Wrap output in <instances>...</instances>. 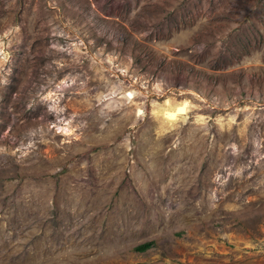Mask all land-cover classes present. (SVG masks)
<instances>
[{
  "label": "rangeland",
  "instance_id": "obj_1",
  "mask_svg": "<svg viewBox=\"0 0 264 264\" xmlns=\"http://www.w3.org/2000/svg\"><path fill=\"white\" fill-rule=\"evenodd\" d=\"M0 264H264V0H0Z\"/></svg>",
  "mask_w": 264,
  "mask_h": 264
},
{
  "label": "trees",
  "instance_id": "obj_2",
  "mask_svg": "<svg viewBox=\"0 0 264 264\" xmlns=\"http://www.w3.org/2000/svg\"><path fill=\"white\" fill-rule=\"evenodd\" d=\"M150 245H151L150 243H145L140 246H137L136 249L139 251H145L150 247Z\"/></svg>",
  "mask_w": 264,
  "mask_h": 264
},
{
  "label": "bare ground",
  "instance_id": "obj_3",
  "mask_svg": "<svg viewBox=\"0 0 264 264\" xmlns=\"http://www.w3.org/2000/svg\"><path fill=\"white\" fill-rule=\"evenodd\" d=\"M182 110V109H181Z\"/></svg>",
  "mask_w": 264,
  "mask_h": 264
}]
</instances>
